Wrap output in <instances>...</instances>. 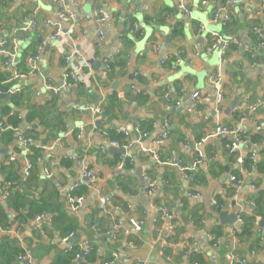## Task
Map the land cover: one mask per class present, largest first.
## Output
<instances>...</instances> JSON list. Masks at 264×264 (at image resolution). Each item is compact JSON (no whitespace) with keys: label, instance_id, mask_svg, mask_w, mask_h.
<instances>
[{"label":"crops","instance_id":"crops-1","mask_svg":"<svg viewBox=\"0 0 264 264\" xmlns=\"http://www.w3.org/2000/svg\"><path fill=\"white\" fill-rule=\"evenodd\" d=\"M64 1L66 9L76 12V35H84L77 42L64 37L49 40L57 28H67L52 0H0V42L14 40L7 46L14 54L13 66L0 53L1 79L10 83V94L23 95L19 133L30 129L25 118L31 117L34 143L41 150L40 161L34 162L25 180L29 160L19 137L5 145L0 142V161L10 167L11 185L23 191L28 202L21 211L8 209L0 186L8 221V226L0 225V245L10 253L17 247L22 250L14 264H54L73 245L78 253L85 247L91 251L79 264H228L225 254L235 225L220 215L235 211L242 221L255 218V227L243 244L234 246V254L247 264H264V229L258 225L264 219V109L247 111L248 105L264 101V46L257 47L251 29L257 23L264 34V0ZM219 8L227 10L230 21L220 17L211 22ZM98 11L111 17L100 48L95 46ZM176 26L181 33L172 37ZM212 32L233 40L223 57L217 51L204 52ZM38 47L39 59L29 63ZM74 51L90 65L87 79L65 85L68 90L58 96L47 93L46 84L62 87L64 57ZM176 57L181 59L176 71L161 64ZM23 59L28 70L22 67ZM19 70L33 73L11 80ZM211 74L219 75L217 86L209 82ZM1 100V108L8 105L9 99ZM99 102L102 115L87 110ZM241 116L245 143L213 135L216 126H234ZM23 122L27 127L22 130ZM138 124L148 136L135 143ZM165 125L170 135L155 161L141 150H156L154 142ZM110 141L128 146L117 148ZM197 154L200 165L184 179L176 161L191 163ZM10 157L15 160L9 162ZM84 170L91 178L83 177ZM230 175L242 184L236 186ZM144 176L154 183L152 191L145 190ZM6 177L7 171L0 169V185ZM22 181H29L25 189ZM81 181L86 182L84 204L70 213L67 196ZM164 212L172 213L171 232ZM37 216L44 218L36 221ZM130 220L139 223V231L132 230ZM116 221H121L122 231L113 240L107 233ZM214 229L221 232L217 239ZM175 231L178 241H169ZM63 237H69L68 244ZM165 242L170 244L167 252ZM253 248L255 254L250 255ZM106 259L110 261L103 262Z\"/></svg>","mask_w":264,"mask_h":264},{"label":"built area","instance_id":"built-area-1","mask_svg":"<svg viewBox=\"0 0 264 264\" xmlns=\"http://www.w3.org/2000/svg\"><path fill=\"white\" fill-rule=\"evenodd\" d=\"M230 3H234V0H229ZM53 5L58 6V11H57V17L59 18V20L63 23H65L67 25V28L62 31L60 28H57L54 33L49 37L50 41H55L57 38L60 37H64L66 38L68 41L71 42H77L80 39H84V35L79 34L76 35V31H75V25H74V20H75V16H76V12L73 10H69L66 9V5H65V1L64 0H52ZM185 15H188V13H184ZM220 17H222L225 21H230V17L227 13V10L225 8H219L218 10L213 11L212 16H211V22L212 23H217L218 20L220 19ZM110 16L106 15L104 12L102 11H98L97 12V25H98V32L96 34V42H95V46L97 48H100V46L103 43L104 40V35H103V28L105 27V25L109 22L110 20ZM198 31L200 33H203V27L200 26L198 28ZM253 31L256 33L257 36V47L260 48L262 46H264V34L262 33V31L257 27H253ZM206 45H205V53H212L217 51L220 55V57H223L225 50L228 48V46L233 42V40L229 37H224L221 36L215 32L210 33L209 35H207L206 37ZM12 41V43L14 42V40H10L8 41L7 39H3L0 42V53L4 54L7 56V61L6 64L8 66H13L14 64V54L10 51H8V44ZM42 48L38 47L37 48V54L34 55L33 57H29L28 62L34 64L35 61H37L39 59V54L41 53ZM156 51L159 52V48L156 47ZM253 56V54H252ZM76 60L77 63L76 65L73 64V61ZM64 64H65V69L63 71L62 74V86L68 85V84H77V83H82L83 81H85L88 77V75L90 74V65L88 62H86L85 60L82 59L80 53L78 51H74L73 53L70 54V56L64 57ZM162 65H167L168 68L170 69V71H176L180 66H181V59L179 57H176L175 59H173L172 61H167L166 59L161 61ZM105 69L106 71H110V67L109 64L106 61L105 64ZM33 73V70L27 72V73H23V72H19V71H15L12 79L13 81L16 80H21V79H25L27 78L29 75H31ZM209 82L211 84H213L214 86H217L219 84V75L218 74H211L209 76ZM45 90L47 91V93L52 94L53 96H58L61 92V86L60 87H54L50 84H46L44 86ZM37 95H40V93H37ZM198 94L193 96V100L195 102V100L198 98ZM219 99L222 100L223 96L221 94H219ZM195 107V103L193 104ZM258 108H262L264 109V101H257L254 104H250L247 106V111H255ZM82 110V109H81ZM88 111H90L93 115H102L103 114V107L102 104L99 102L94 108L91 109H87ZM245 118L244 117H238L236 125L234 126H222V125H218L216 126V128L214 129V133L213 135L215 137H231L234 138V140L238 143H245V138H246V134L243 130V122H244ZM6 129V127L3 125V122L0 121V134ZM259 129V128H258ZM118 132L120 134L123 135H127L126 131L124 129H120L118 130ZM136 133H137V139L135 140V143H138L141 141L142 138H145L148 136V132L144 131L141 129V127H139V124L137 125L136 128ZM104 135V134H102ZM170 135V131L168 130V125L164 126V132L160 135H158V137L156 138L154 144L156 145V150L153 153H149L146 150L142 149L141 152L143 154H148L151 159L155 160V161H159V152L160 149L162 148L164 141L167 139V137ZM19 140L23 143V155L26 156V154L29 153L28 148L24 145L25 143H30L32 141L31 138H27V139H23L22 137L19 138ZM235 142V144L232 147V152H236L237 149V143ZM110 144L114 147L117 148H127V144L126 145H121V143H119L118 141H110ZM130 145V144H129ZM40 157L35 159V162H39L40 161ZM15 160L14 157H10L8 159L9 162H13ZM201 162V156L200 155H195L192 159V162H185L183 159H178L176 161V165L179 169V171L182 173L183 178L184 179H189V177L191 176V173L194 172L196 170V168L198 167V165H200ZM238 163H241V159L237 160ZM33 166L34 163H32L31 161H27L26 166L23 170V177L25 179L29 178L31 176L32 170H33ZM83 177L85 178H91V173L89 171L84 170L82 173ZM45 176L46 178L50 177V173L49 172H45ZM144 179L147 180V183L145 185V190L147 191H152V189L154 188V183L150 182L149 178L147 176H144ZM229 180L233 183H235L236 186H240L242 184V181L239 180L235 175H230ZM86 185L85 181H81L78 183H75L71 186L70 189V194L67 196L66 199V205H67V209L70 213H76L78 212L79 209H81V207L84 204L85 201V197L83 194L81 195H76L73 194V192L77 191L79 188H83ZM6 188H8V184L6 185ZM9 192L6 191L4 194L1 195V199L3 201H5L7 199V197L9 196ZM192 198H198L197 196L193 195L191 196ZM165 218L169 221V230L170 232L174 230V226L171 224V219H172V213L169 212H164ZM44 218V216H37L36 217V221H40ZM237 224H239L237 227H234V229L232 230L231 233V247H228V250L225 254V258L228 262V264H247L246 260L244 258H239L237 257L234 252H233V248L234 246H238L240 245V239L238 238V235L240 234V225L242 220L240 218H238L237 220ZM130 226L132 228V230L134 231H139L140 227H139V223L134 221V220H130ZM261 229H257V233L260 234ZM121 221H116L114 223V225L112 226V230L108 231L107 235L112 236L113 240H116L119 236V234L121 233ZM128 230L123 231V234H128ZM72 236V235H71ZM69 237H63L61 239V241L65 244H68ZM170 244L165 242V247L164 250L166 251ZM217 244L214 243V247H216ZM258 246L261 247L263 246V240L261 239L258 243ZM67 252V251H66ZM90 250L85 247L83 248V250L81 251V253H77L75 256L74 260H79V259H83L84 257H87L90 254ZM255 254V249L250 251V255H254ZM114 257V255H113ZM105 264H110V263H105ZM193 264H197V263H193Z\"/></svg>","mask_w":264,"mask_h":264},{"label":"trees","instance_id":"trees-1","mask_svg":"<svg viewBox=\"0 0 264 264\" xmlns=\"http://www.w3.org/2000/svg\"><path fill=\"white\" fill-rule=\"evenodd\" d=\"M256 24L257 23H255L253 27L257 26ZM253 27L251 29H253ZM180 33L181 32L179 30V27L176 26L174 30L172 31L171 35L172 37H177L180 35ZM256 42H257V36L255 33V43ZM27 57H28V54H26L24 59H26ZM24 59H23L22 67L25 68L24 70H28V67L25 65ZM19 72H22V71L19 70ZM10 87H11L10 83L6 82V79L3 81L0 75V94H8ZM0 103H3L1 99H0ZM22 108H23V95L22 94H11L9 98V104L4 105L0 109V121L3 122V125L6 127V129L0 134V142H2V145H5V144L10 143L14 138H18V137L19 138L22 137L23 139L31 138L32 142L30 143L24 142V145L29 150V153L26 154V158H28L29 161L34 163L36 158L38 157L41 158V150H40V147H37L34 143V140L36 138L35 136L37 134H35V130L31 127V123L33 122V119L31 117L27 116L25 118V121L30 126V129L25 130L23 133H19V130L22 124V115H21ZM103 113H104V110H103ZM113 139H116V138H113ZM0 166H1L0 169L2 170V172L5 173V171H7V177L4 179L3 183L0 185L1 190H2L1 192H3V194L6 191L10 193L7 199L3 203L5 207H7L8 209H12L15 212L21 211L25 208V206L28 203L24 198L23 191L19 192L17 187H15L14 185L13 186L11 185L12 179L8 175L10 174V169H9L10 167H3V163L1 161H0ZM15 179L17 182H21V179L19 177H15ZM28 182L29 181H26V182L22 181L24 189H25V184H27ZM5 183H8V188L5 187ZM83 192H84V188H79L77 191L73 192V194L81 195L83 194ZM2 205L3 204L0 203V225L2 227H5V226H8V221L6 217L7 213L6 211L3 210ZM216 211H219V209ZM254 219L255 218H252L249 220L246 219L241 222V225L239 227L241 232L238 235V238L240 239V244H243L242 241L243 240L245 241V238L252 235L253 228L255 227ZM255 231H257V228L255 229ZM175 233L176 234H174L172 237L168 239L169 241L170 240H173L174 242L178 241V232L175 231ZM212 234L213 236H216V239L221 236V232L215 229L213 230ZM72 248L73 249L70 252L60 256L54 264H71L73 260L75 259L76 254L78 253L77 251L79 247L77 245H73ZM11 252L12 253L9 252L8 248H6L5 245L4 246L0 245V264H14V257L16 258L18 255H20L22 253V250L19 247H17L11 250ZM89 260L90 258L86 259V261H89ZM108 260L110 261V259H106L103 262H107ZM193 262L195 263L196 261H193Z\"/></svg>","mask_w":264,"mask_h":264},{"label":"water","instance_id":"water-1","mask_svg":"<svg viewBox=\"0 0 264 264\" xmlns=\"http://www.w3.org/2000/svg\"><path fill=\"white\" fill-rule=\"evenodd\" d=\"M168 41V40H167ZM43 44H44V42H43ZM45 45V44H44ZM46 46V45H45ZM196 83H198V81L196 82ZM61 90L62 91H66V90H68V88L66 87V86H62L61 87ZM10 93H8V94H0V99H9L10 98ZM9 104V103H8ZM27 127V125H26V123L25 122H23V125H22V130L24 129V128H26ZM3 153H4V151H3V149L0 147V156L1 155H3ZM174 157H175V155H174ZM175 161H176V157L173 159V162L175 163ZM86 180V179H85ZM228 207L227 206H225V209H227ZM237 216H238V211H235L231 216H226L225 214H224V212L220 215V219H222V220H224L225 219V222H227L229 225H235V227H237L239 224H237ZM259 225V227L260 228H263L264 229V219L258 224ZM81 260L82 259H79L78 261H77V263L79 264V263H81Z\"/></svg>","mask_w":264,"mask_h":264}]
</instances>
